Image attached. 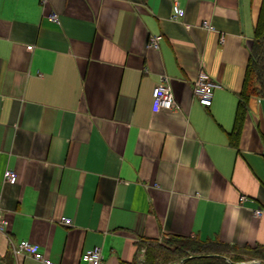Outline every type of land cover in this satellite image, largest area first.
<instances>
[{"label": "crops", "instance_id": "0c3cea01", "mask_svg": "<svg viewBox=\"0 0 264 264\" xmlns=\"http://www.w3.org/2000/svg\"><path fill=\"white\" fill-rule=\"evenodd\" d=\"M261 4L0 0L3 263L88 264L100 246L101 264H136L173 235L264 249V96L228 140ZM200 70L222 84L210 106L193 93ZM163 77L177 106L154 110ZM21 239L44 259L14 255Z\"/></svg>", "mask_w": 264, "mask_h": 264}, {"label": "trees", "instance_id": "16d2710c", "mask_svg": "<svg viewBox=\"0 0 264 264\" xmlns=\"http://www.w3.org/2000/svg\"><path fill=\"white\" fill-rule=\"evenodd\" d=\"M252 95L264 96V0H262L254 29L247 74L239 93L233 128L228 132L229 143L236 147L246 112V104ZM245 255H248L249 259H261L264 263L262 247L238 248L217 237L203 240L192 236L173 235L148 243L144 258L136 264H169L181 260H183L182 264H236L235 262L245 259ZM224 256L230 258V261H227ZM3 261L4 258L0 257V264H9L8 261L6 263Z\"/></svg>", "mask_w": 264, "mask_h": 264}, {"label": "built area", "instance_id": "2783aa9c", "mask_svg": "<svg viewBox=\"0 0 264 264\" xmlns=\"http://www.w3.org/2000/svg\"><path fill=\"white\" fill-rule=\"evenodd\" d=\"M184 8L180 7L177 3L173 5V17L178 18L184 15ZM50 20L59 21V17L56 13H52L49 16ZM159 35L151 37L149 45L153 47L158 46ZM28 49H32L33 45L29 44ZM221 82L215 80L206 70H200L193 81V93L198 99L199 103L203 106H210L213 99V93L216 88L221 87ZM153 109L160 110L162 108L174 109L177 104L173 95L171 85L168 79L162 78L160 82L155 84L152 89ZM4 179L8 182H15L16 174L12 169L7 168L4 171ZM1 201H0V230H4L7 225V220L1 213ZM262 210H256L257 214H260ZM60 222L66 225H72L71 218L62 216ZM12 253L18 255L22 252L31 253L35 258L44 259L43 255L37 251V245L27 239H21L17 243H12ZM81 259L88 264H101L103 255L100 246H92L84 250L81 254Z\"/></svg>", "mask_w": 264, "mask_h": 264}, {"label": "rangeland", "instance_id": "374dc122", "mask_svg": "<svg viewBox=\"0 0 264 264\" xmlns=\"http://www.w3.org/2000/svg\"><path fill=\"white\" fill-rule=\"evenodd\" d=\"M245 257H246L247 259H249V258H248V255H246ZM169 264H170V263H169Z\"/></svg>", "mask_w": 264, "mask_h": 264}, {"label": "water", "instance_id": "95a60500", "mask_svg": "<svg viewBox=\"0 0 264 264\" xmlns=\"http://www.w3.org/2000/svg\"><path fill=\"white\" fill-rule=\"evenodd\" d=\"M241 264H243V263H241Z\"/></svg>", "mask_w": 264, "mask_h": 264}]
</instances>
